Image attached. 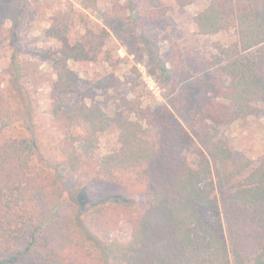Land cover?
I'll list each match as a JSON object with an SVG mask.
<instances>
[{
  "label": "trees",
  "instance_id": "obj_1",
  "mask_svg": "<svg viewBox=\"0 0 264 264\" xmlns=\"http://www.w3.org/2000/svg\"><path fill=\"white\" fill-rule=\"evenodd\" d=\"M112 1L115 10L122 8L120 0ZM176 1L184 8L197 0ZM87 2L84 8H96V0ZM194 24L200 35L237 34L236 43L213 61L221 68L215 93L228 103L232 120L255 113L264 103V0H211ZM72 25L70 12H57L44 29L56 44L42 54L55 75L49 112L67 169L87 166L93 174L86 173L80 192L68 195L59 173L34 163L37 136L2 142L0 264H264V157L257 163L237 157L226 140L207 132L196 134L209 155L187 156L181 152L182 127L168 109L154 117L156 139L131 111L111 123L94 103L99 87L82 91L70 67L96 62L109 32L86 25L73 35ZM4 82L0 74V134L25 117ZM64 95H75L69 108ZM113 126L118 149L97 157L99 136ZM89 185L101 189L99 196L110 195L86 205V196L95 197ZM116 189L126 197L112 193ZM137 196L145 197L143 207ZM122 223L131 226L127 242L101 240Z\"/></svg>",
  "mask_w": 264,
  "mask_h": 264
},
{
  "label": "rangeland",
  "instance_id": "obj_2",
  "mask_svg": "<svg viewBox=\"0 0 264 264\" xmlns=\"http://www.w3.org/2000/svg\"><path fill=\"white\" fill-rule=\"evenodd\" d=\"M210 1L197 0L183 8L176 0H120L122 8L115 10L112 0H96L94 9L84 8L87 0H0L3 88L14 106L25 113V120L0 134V144L11 138L37 136L39 148L34 163L59 173L68 195L80 192L87 174H93L87 166L80 172L67 169L58 150L61 136L49 112L55 75L42 54L56 44L44 35V29L53 14L68 11L72 14L71 34H81L86 25L109 32L104 52L96 62H71L70 67L81 78L82 91L99 87L94 103L107 113L111 123L131 111L156 139L158 126L154 117L168 109L182 127L183 154L209 155L201 136L196 134L207 132L226 140L237 157L257 163L264 157V103H259L258 110L250 116L232 120L228 103L216 96L221 68L214 67L213 61L221 49L236 43L237 34L232 30L198 34L194 17ZM74 99L75 95L62 96L63 106L69 108ZM118 147L113 126L99 136L97 157ZM86 188L95 191L93 200L85 197L86 205L110 195L105 191L99 196L101 189L96 185ZM112 193L123 194L119 189ZM216 195L221 205L219 187ZM134 198L137 206L145 205V197ZM220 219L225 231L222 215ZM100 238L104 242H127L131 226L122 223L115 232ZM225 239L228 242L226 234Z\"/></svg>",
  "mask_w": 264,
  "mask_h": 264
}]
</instances>
